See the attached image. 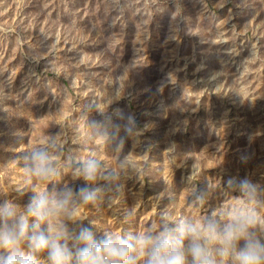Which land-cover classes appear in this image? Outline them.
<instances>
[{
    "label": "rangeland",
    "instance_id": "374dc122",
    "mask_svg": "<svg viewBox=\"0 0 264 264\" xmlns=\"http://www.w3.org/2000/svg\"><path fill=\"white\" fill-rule=\"evenodd\" d=\"M92 103L148 125L139 145L119 134L120 155L148 159L145 171L110 204L78 209L98 230L143 231L164 209L194 221L231 210L242 197L218 187L229 177L264 184V0H0V197L28 201L14 190L26 182L15 156L51 134L117 168L119 137L90 135ZM189 174L209 186L203 209L186 200ZM169 187L175 200H160Z\"/></svg>",
    "mask_w": 264,
    "mask_h": 264
},
{
    "label": "clouds",
    "instance_id": "9594fccd",
    "mask_svg": "<svg viewBox=\"0 0 264 264\" xmlns=\"http://www.w3.org/2000/svg\"><path fill=\"white\" fill-rule=\"evenodd\" d=\"M107 107L97 110L92 103L84 111L89 113L86 123L91 136L103 137L106 146L119 137L117 168L107 167L94 151L77 156L66 150L65 141L55 134L15 156L26 182L14 190L32 194L23 205L14 198L0 197V264H264V217L257 211L264 204V184L247 176L229 177L223 187L218 186L237 192L242 197L237 205L199 221L164 209L158 213V223H150L143 231L122 228L112 232L98 230L80 213L81 206L110 204L122 190V180L139 176L148 167V159L136 163L127 154L120 155L124 137L119 136L123 128L125 136L139 145L148 125L119 108L114 114L123 124L117 123ZM93 111L102 119L90 121ZM150 149L147 145L144 151ZM65 174L71 181L85 183L77 186L58 179ZM33 178L46 182L45 186L33 190L28 186ZM196 181L194 175L187 176L186 200L203 209L210 189L208 185L200 188ZM165 196L174 201L175 189L169 187L159 199ZM132 215L128 212L123 222H130Z\"/></svg>",
    "mask_w": 264,
    "mask_h": 264
}]
</instances>
